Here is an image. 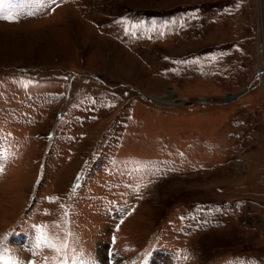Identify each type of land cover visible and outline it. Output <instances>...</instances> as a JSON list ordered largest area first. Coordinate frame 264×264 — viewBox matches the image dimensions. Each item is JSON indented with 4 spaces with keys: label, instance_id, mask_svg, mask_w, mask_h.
<instances>
[{
    "label": "rangeland",
    "instance_id": "1",
    "mask_svg": "<svg viewBox=\"0 0 264 264\" xmlns=\"http://www.w3.org/2000/svg\"><path fill=\"white\" fill-rule=\"evenodd\" d=\"M0 10V264H264V0Z\"/></svg>",
    "mask_w": 264,
    "mask_h": 264
},
{
    "label": "bare ground",
    "instance_id": "2",
    "mask_svg": "<svg viewBox=\"0 0 264 264\" xmlns=\"http://www.w3.org/2000/svg\"><path fill=\"white\" fill-rule=\"evenodd\" d=\"M156 101H157V103H160V104L161 103L162 104H164V103H166V104H173V103L176 102L175 97H174V92L171 91L165 97H161V98L158 97V98H156Z\"/></svg>",
    "mask_w": 264,
    "mask_h": 264
},
{
    "label": "snow or ice",
    "instance_id": "3",
    "mask_svg": "<svg viewBox=\"0 0 264 264\" xmlns=\"http://www.w3.org/2000/svg\"><path fill=\"white\" fill-rule=\"evenodd\" d=\"M53 2H55V0H53ZM32 13H29V15H31ZM0 19H5V20H8L10 19L7 15H4L3 11L0 10ZM37 247H40V244L38 243L37 244ZM32 264H34V262H32Z\"/></svg>",
    "mask_w": 264,
    "mask_h": 264
},
{
    "label": "water",
    "instance_id": "4",
    "mask_svg": "<svg viewBox=\"0 0 264 264\" xmlns=\"http://www.w3.org/2000/svg\"><path fill=\"white\" fill-rule=\"evenodd\" d=\"M240 95H241V94L237 95V97L240 96ZM235 97H236V96H235Z\"/></svg>",
    "mask_w": 264,
    "mask_h": 264
}]
</instances>
